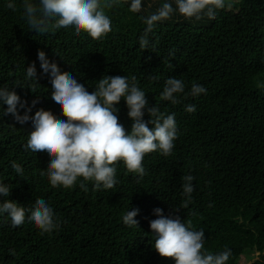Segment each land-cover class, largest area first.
<instances>
[{
	"label": "trees",
	"instance_id": "trees-1",
	"mask_svg": "<svg viewBox=\"0 0 264 264\" xmlns=\"http://www.w3.org/2000/svg\"><path fill=\"white\" fill-rule=\"evenodd\" d=\"M164 2L176 9L175 0H142L139 12L129 10L131 0L105 7L112 30L93 40L72 29L36 33L23 18V0H0V88L14 91L28 106L38 100L29 115L43 108L66 119L51 99L49 75L42 74V50L90 93L102 76H126L130 85L135 76L148 101L143 121H150L148 109L155 106L165 115L174 113L177 127L172 155L146 154L142 178L120 162L112 189L93 191V182H86L85 192L79 187L82 178L71 189L52 188L47 153L33 155L24 147L31 122L19 124L0 101V184L11 189L8 197L0 195V202L15 201L26 209L24 223L15 228L7 214H0V264H175L154 249L150 221L158 218L157 208L203 230L205 251L231 249L226 264H237L239 254L256 257L250 264H264V0H225L214 19H186L174 11L157 22L147 48L141 49L144 20ZM33 63L36 80L26 79ZM172 77L185 85L175 105L161 99ZM193 84L206 93L192 96ZM190 105L194 113L185 110ZM115 107L130 134L133 121L126 101L122 98ZM17 110L25 112L19 104ZM186 175L194 177V191L192 202L182 208ZM38 198L59 222L51 233L41 235L28 220L27 210ZM134 209L139 210L138 225L129 227L122 217Z\"/></svg>",
	"mask_w": 264,
	"mask_h": 264
},
{
	"label": "clouds",
	"instance_id": "clouds-1",
	"mask_svg": "<svg viewBox=\"0 0 264 264\" xmlns=\"http://www.w3.org/2000/svg\"><path fill=\"white\" fill-rule=\"evenodd\" d=\"M120 0H108L104 5L100 0H23V18L31 30L44 34L58 29H72L76 35L82 32L93 40H100L111 32V20L105 13V7L118 5ZM164 2L154 14L144 20L147 27L140 37V48L146 49L149 34L153 32L157 22L167 20L174 11L186 19L200 20L203 16L214 19L218 10L226 7L225 0H175ZM7 7L16 10V5L9 2ZM142 0H131L130 11L139 12ZM38 59L42 74L49 75L51 83V99L61 109L66 119H57L51 111L40 108L34 115H29L32 107L38 103L33 100L31 106L21 102L20 97L8 88H0V101L7 104L6 113L12 114L15 120L24 125L31 122L25 149L33 155L46 152L50 163L46 175L52 188L71 189L82 178L79 187L87 192L86 182H93V191L112 189L116 183V165L123 163L128 172L145 175L143 160L146 154L159 152L162 156L172 155L174 141L177 139L175 114L165 115L157 107L148 109L150 121H143L144 109L148 101L146 94L136 84V77L102 76L91 93L84 85L67 72H61L55 62H50L42 50H38ZM37 72L33 63L27 67L26 79L36 80ZM185 85L175 77L168 78L161 93V99L171 101L173 105L180 103L176 94L183 93ZM206 88L193 84L190 94L197 96L206 93ZM126 101L128 117L133 124L130 134L119 122L115 107L121 99ZM19 104L25 109L23 115L17 110ZM188 113H194V105L187 106ZM148 124H151L150 128ZM16 173H23L21 166L12 163ZM44 173L42 172V175ZM185 199L181 207L187 208L192 202L194 191L192 175L182 177ZM10 188L0 184V195L8 197ZM177 211L179 209H176ZM28 220L40 230L41 235L51 233L59 227L54 221V212L49 204L38 198ZM138 209L127 211L123 215V223L129 227L137 226L134 219ZM157 219L150 221V229L155 234L154 249L162 258H169L175 264H226L232 256L231 249L211 254L204 250V231L194 230L192 221L181 220L179 216H164L162 209H155ZM0 214H7L13 228L21 226L25 221L26 209L15 201L0 202Z\"/></svg>",
	"mask_w": 264,
	"mask_h": 264
},
{
	"label": "rangeland",
	"instance_id": "rangeland-1",
	"mask_svg": "<svg viewBox=\"0 0 264 264\" xmlns=\"http://www.w3.org/2000/svg\"><path fill=\"white\" fill-rule=\"evenodd\" d=\"M231 7L228 5L227 9L229 10ZM256 254V252L254 253ZM256 257L252 258L251 260L246 259L243 255L239 254L235 258V262L237 264H250Z\"/></svg>",
	"mask_w": 264,
	"mask_h": 264
}]
</instances>
